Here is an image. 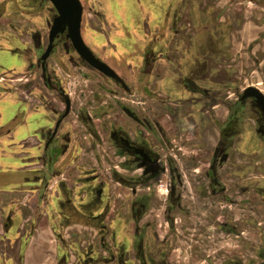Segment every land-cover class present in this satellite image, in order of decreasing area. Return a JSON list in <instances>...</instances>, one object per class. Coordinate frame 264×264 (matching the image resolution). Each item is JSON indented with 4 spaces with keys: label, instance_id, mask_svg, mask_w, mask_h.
Here are the masks:
<instances>
[{
    "label": "flooded vegetation",
    "instance_id": "obj_1",
    "mask_svg": "<svg viewBox=\"0 0 264 264\" xmlns=\"http://www.w3.org/2000/svg\"><path fill=\"white\" fill-rule=\"evenodd\" d=\"M129 1L135 13L80 1L81 38L115 78L78 54L67 27L50 41L49 0H0V264H171L192 208L204 233L221 231L222 203L249 193L223 169L252 135L264 150V110L243 97L264 93L220 97L213 0ZM243 2L264 8L228 0ZM10 55L19 69L2 64Z\"/></svg>",
    "mask_w": 264,
    "mask_h": 264
},
{
    "label": "rangeland",
    "instance_id": "obj_2",
    "mask_svg": "<svg viewBox=\"0 0 264 264\" xmlns=\"http://www.w3.org/2000/svg\"><path fill=\"white\" fill-rule=\"evenodd\" d=\"M123 5L127 7L130 5L129 9L133 13L137 11L138 5L131 4L129 0H123ZM227 8H229L228 11ZM208 11H214V13L208 14L207 20L211 23L220 21V26L225 31L222 43L225 54L222 57L223 83L220 87L222 91L220 97L225 99V96L229 94L233 99L235 97L233 91L241 90L249 84L256 85L264 93V8L247 2L229 6L228 0H213ZM123 14L132 15L125 7ZM236 15L238 20L234 17ZM42 22L43 20L38 24L42 26ZM82 37L86 42L87 37L83 33ZM111 56L107 55L106 59L113 61L114 58ZM3 62L2 64L7 67L19 69L23 59L22 56L10 55L6 56ZM9 74L12 73L9 72ZM19 74L23 75V72L20 71ZM91 81H94L96 85L101 83V79L96 75H93ZM95 88L102 93L101 87L95 86ZM227 89H230L228 94L225 92ZM6 111L8 115L11 107L8 106ZM251 137L252 139L246 144L237 143L223 169L224 173L234 171L233 177L236 178L237 187L248 186L249 193L238 192L237 194L232 191L236 204L222 203L220 219L223 224H227L221 231L208 226L204 233L202 230L203 209L190 208L192 210L189 219L191 224L187 225L189 228L184 230L183 235L180 231L176 232L178 238L175 239L173 259H168L171 264H234L237 260L242 264L262 262L264 255V150L254 136ZM153 213L155 212H151L152 218ZM177 223L181 224V222ZM234 223L240 231L239 237L236 236L235 231L230 230L231 224ZM16 253L17 251L10 250L9 255L13 254L16 257ZM236 256L238 259H235ZM1 260H7L9 263L14 261V264H18V259Z\"/></svg>",
    "mask_w": 264,
    "mask_h": 264
},
{
    "label": "water",
    "instance_id": "obj_3",
    "mask_svg": "<svg viewBox=\"0 0 264 264\" xmlns=\"http://www.w3.org/2000/svg\"><path fill=\"white\" fill-rule=\"evenodd\" d=\"M57 11V16L53 19L50 28V41L54 35L64 30L67 27V36L71 39L72 44L78 54L94 68L108 74L112 77H118L112 69L105 63L101 62L94 56L91 50L85 45L80 34V22L82 14V6L79 0H49ZM48 47L45 57L49 52ZM253 96L256 98L262 109L264 110V95L255 88L249 87L244 91L243 97Z\"/></svg>",
    "mask_w": 264,
    "mask_h": 264
}]
</instances>
